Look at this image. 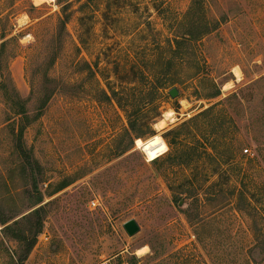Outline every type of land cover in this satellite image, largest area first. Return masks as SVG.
<instances>
[{
	"label": "rangeland",
	"instance_id": "374dc122",
	"mask_svg": "<svg viewBox=\"0 0 264 264\" xmlns=\"http://www.w3.org/2000/svg\"><path fill=\"white\" fill-rule=\"evenodd\" d=\"M193 1L71 0L61 29L58 1L0 0V264L24 256L2 230L32 240L38 218L20 264H264V0H197L218 22L195 44L202 72L179 67L172 79L183 84L155 93ZM213 84L220 96L205 99ZM216 104L218 135L200 122L169 146L166 132ZM137 109L141 140L159 135L169 149L152 162L129 133L126 111ZM168 112L175 121L157 131ZM21 129L33 169L18 152ZM130 220L141 228L133 237Z\"/></svg>",
	"mask_w": 264,
	"mask_h": 264
},
{
	"label": "trees",
	"instance_id": "16d2710c",
	"mask_svg": "<svg viewBox=\"0 0 264 264\" xmlns=\"http://www.w3.org/2000/svg\"><path fill=\"white\" fill-rule=\"evenodd\" d=\"M59 2V5L62 9V16L61 19V29H66V25L71 20V13H70V7H71V0H57ZM203 5L195 0L192 3V6L189 8L185 18L181 22H177L176 26L173 27L174 31V37L172 40H169V50H168V60L166 63L167 72L164 77V81L162 80H156L154 82V85L152 87V91L155 93L160 92L162 89L165 88L167 84L175 85L177 83L183 84L182 80H174L172 79V73L175 69H178L179 67L182 68L185 65H190L193 69L194 76H199L202 72V67L200 66V63L198 62L196 55H195V44L198 43L204 36L210 34L213 29H216L218 22L212 23L205 19L203 15ZM178 24V25H177ZM5 36L0 37V41H2L0 45V51L2 52L5 49L6 42ZM196 59V60H195ZM213 92L208 94L205 99H216L220 96V91L217 89V87L213 84ZM112 96L116 99H118L119 104H123L120 100L119 94L116 92H112ZM105 98L107 100L108 97L105 94ZM47 98L44 99L43 105L47 103ZM22 107V105H21ZM125 107V105L123 106ZM134 107V106H133ZM127 112V119H128V125H129V133L132 134L137 139H142V132L138 130V118L140 116V110L135 111H126ZM25 113V112H23ZM160 116V115H159ZM224 110L222 104H216L208 109L202 111L198 115L194 116L187 122H184L181 126L178 128H175L173 130H170L165 133L164 138L168 142L169 146L172 147L173 143L172 140L169 141L168 137H172V139L179 138L181 135H184V133L190 134L192 132L191 125H197L200 122L204 125V127H214L215 125L219 127L220 130H217L215 132L216 135L220 133L221 130H223L222 127H224ZM222 128V129H221ZM22 129L19 132V145H18V152L19 154L24 158L26 167H29L33 169L36 167L37 163L36 161L32 160L30 158L29 154L27 153L24 144L22 143ZM206 139V138H204ZM221 137H218V139L211 140L213 144H211V149L215 154H219V151L221 148H223L225 145L221 141ZM134 138L130 135V143L127 144L121 151V154L131 150L133 148V141ZM207 141V140H206ZM209 143V142H208ZM205 155L209 158H213L215 156H210L208 151L205 149ZM159 159V158H158ZM157 160V159H156ZM69 184H61L58 186L54 192V194L62 191L63 189L67 188ZM42 211V208H39L38 210H35L33 213L35 215H39V213ZM30 215V214H29ZM24 218H27L25 216ZM8 222L2 218H0V224L2 226H6ZM35 228H37L36 232L34 233V238L30 240L28 238V232H22V231H15L11 226H7L2 230V234L11 236L12 239L17 241L19 245L23 248L24 256L22 258H19L18 263L20 264L23 259H25L31 252L33 246L35 245L36 238L41 233L42 228V222L39 220L35 224ZM29 231V230H28ZM132 260H135V258H132Z\"/></svg>",
	"mask_w": 264,
	"mask_h": 264
},
{
	"label": "bare ground",
	"instance_id": "6f19581e",
	"mask_svg": "<svg viewBox=\"0 0 264 264\" xmlns=\"http://www.w3.org/2000/svg\"><path fill=\"white\" fill-rule=\"evenodd\" d=\"M56 1L57 0H34V4L36 6H39L45 2L53 3ZM233 74L235 75L237 82L242 81L243 75L237 67L233 69ZM230 88H231V85H230V83H228L225 86H223V91H227ZM173 121H175L173 118V114L168 112L161 121H159L157 124H155L154 128H156L157 131L163 130L167 126H169V123H173ZM136 146L138 149H140L144 153V155L146 156V158L148 159L149 162L155 161L156 159L164 156L169 150L165 140L159 135H155L154 137H152L150 140H148L146 142H144L141 139H137L136 140ZM146 248L147 247L139 249L137 251V253L138 254L144 253L146 251Z\"/></svg>",
	"mask_w": 264,
	"mask_h": 264
},
{
	"label": "water",
	"instance_id": "95a60500",
	"mask_svg": "<svg viewBox=\"0 0 264 264\" xmlns=\"http://www.w3.org/2000/svg\"><path fill=\"white\" fill-rule=\"evenodd\" d=\"M169 95L172 99L177 98L179 96V91L177 88H172L169 91ZM125 232L127 233L128 236L133 237L136 234L140 232V226L135 220H130L123 226Z\"/></svg>",
	"mask_w": 264,
	"mask_h": 264
},
{
	"label": "built area",
	"instance_id": "2783aa9c",
	"mask_svg": "<svg viewBox=\"0 0 264 264\" xmlns=\"http://www.w3.org/2000/svg\"><path fill=\"white\" fill-rule=\"evenodd\" d=\"M245 153H248V151H246ZM92 206L95 207L96 206V202H93Z\"/></svg>",
	"mask_w": 264,
	"mask_h": 264
}]
</instances>
